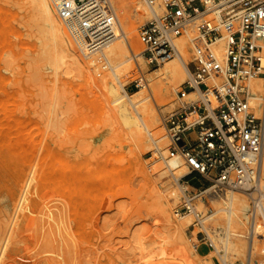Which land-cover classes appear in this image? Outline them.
I'll return each mask as SVG.
<instances>
[{"label": "rangeland", "instance_id": "rangeland-1", "mask_svg": "<svg viewBox=\"0 0 264 264\" xmlns=\"http://www.w3.org/2000/svg\"><path fill=\"white\" fill-rule=\"evenodd\" d=\"M130 1L131 10L141 5L146 11L143 1ZM148 20L141 16L131 19L136 34ZM60 30L74 46L62 25ZM188 31L184 35L186 39L196 35L195 26ZM142 49L141 45L136 52L138 57ZM53 56L50 36L35 11L34 0H0V221L7 227L9 219L17 216L21 223L15 227L18 243L21 242L15 245L18 251L10 255L8 245L5 252L8 255H4L2 262L180 264L170 259L171 247L151 207L152 182L156 181L158 171H164L163 164L156 162L152 148H134L111 114L108 115L111 105L107 106L110 103L107 84L118 87L119 81L131 95L141 89L134 81L139 73L131 70L126 72L128 76L124 73L115 80L96 59L91 63L90 59L83 58L86 68L79 72L53 62ZM163 65L150 67L144 62L145 77H152V71ZM181 85L175 93L170 92L166 101L159 98L152 102L159 119L150 130L152 137H166L162 119L180 107L176 93ZM167 146L168 142L164 156ZM184 172L182 176L187 174L186 168ZM167 176L168 173L156 187L161 193L174 187L178 193L176 201L166 200L173 222V211L184 203V197L193 198L199 217L210 215L217 204L223 203L225 192L211 194L210 190L206 191L208 183L195 175L179 182L173 179L177 187L170 175ZM178 185L184 189L183 194ZM233 191L242 194L249 205L245 194ZM18 197L28 200L16 212ZM185 212L188 211L182 210L180 214ZM36 223L40 224L39 228ZM204 226L223 237V223L217 216L205 220ZM200 227L192 215L184 229L189 249L195 244L201 258L212 254L210 261L206 259L203 264H222ZM258 243L264 245V240ZM29 250L34 254L28 253ZM235 264L240 263L235 261Z\"/></svg>", "mask_w": 264, "mask_h": 264}, {"label": "built area", "instance_id": "built-area-1", "mask_svg": "<svg viewBox=\"0 0 264 264\" xmlns=\"http://www.w3.org/2000/svg\"><path fill=\"white\" fill-rule=\"evenodd\" d=\"M142 1L152 12L137 32L147 66L179 58L177 40L191 26L196 29L189 40L188 77L176 93L180 107L162 119L167 155L156 153L155 160L169 168L168 160L176 157L187 168L178 182L195 175L208 183L211 194L225 189L245 194L253 225L256 219L264 227V195L256 184L264 122L248 108L247 93L238 84L243 78L264 80V0ZM49 2L82 58L92 59L114 41L116 17L107 0ZM221 38L225 54L219 60L212 44ZM216 77L225 81V89L213 84ZM189 93L197 99L185 102ZM192 114L197 119L189 124ZM182 210L189 211L185 202L176 208Z\"/></svg>", "mask_w": 264, "mask_h": 264}, {"label": "bare ground", "instance_id": "bare-ground-1", "mask_svg": "<svg viewBox=\"0 0 264 264\" xmlns=\"http://www.w3.org/2000/svg\"><path fill=\"white\" fill-rule=\"evenodd\" d=\"M108 3L111 6L112 10L115 11L114 13L116 17V27L114 26V30L116 37L114 41H112L110 44H108L102 49L100 54H97L92 59H90L91 63L94 62L95 59L98 62L101 61L103 63V66L109 72L108 74L111 73L115 80H117L118 76L123 75L124 73L126 74V72H129L131 70H137L135 72H138L139 75H137V77L133 79L134 81L136 80L139 83V87H141V89L132 93L131 95H128L124 91L123 85L119 81L118 87H115L112 83L107 84L106 90L110 98V103L109 105L107 104V106L111 105L112 107H109L111 109V111L109 110L111 113L108 114L106 111V115L111 114L110 117H112L113 122L116 123L120 131H122V133L125 135L127 141L130 142V144L134 148L138 149L142 146L146 149L152 148L151 151L153 154L157 153L163 156L164 153H166V145L168 142L166 137L159 136L154 138L152 137V133L150 132L152 127L159 122L158 111L154 110V108L152 107V102L154 103V101L158 100L159 98H164V100L166 101V99L170 95V92L175 93L176 87L185 82V79L188 77L187 65L190 62V57L188 56L190 50L187 53L186 48L187 46H189L190 39H186V36L180 37L177 40V48L180 54L179 58H173L165 62L160 69L152 71V77H145L144 72H146V70L144 67V60L142 59L141 55H139L138 57V53H136L140 51L141 44L137 38L136 30L133 23L131 22V19L138 18L140 16L145 19H150V17L152 16V12L148 10V7H145L147 11L146 12L144 9L141 8V5L136 7L135 10H131L130 0H108ZM34 4L35 11L37 12L44 29L49 34L51 39L52 50L54 54L52 61L65 64L66 66L73 68L79 72L83 71L86 68V64L82 61V56L80 54L78 55V52L74 48V46H72L69 40L65 37V35L61 33L60 29L62 24L49 0H34ZM138 13L140 14L138 15ZM212 51L219 60H222L225 54V40L223 38L217 39L212 44ZM213 84H215L220 89H225L226 87L225 81H223L220 77H216L213 81ZM238 84L243 89H245L247 93L246 99L248 108L253 112L256 118H262L264 122V80L257 77L243 78L238 82ZM194 96L196 97L195 93H189L185 95V98L189 99L188 102H192L197 99H193ZM196 119V115L192 114L188 116L187 121L190 124L193 123ZM254 158L256 159V157ZM156 162L158 163L159 161ZM167 165L169 166V168L163 166L165 172L162 170L158 171V177L156 178V181L152 182L153 197L151 200V207L153 209L157 224L162 228L165 241L171 247L170 259H173L174 262L177 261L180 264H203L204 261H207L206 259H209L210 261V257L212 254H208L206 257L201 258L196 253V250L194 248L195 244H191L190 250L187 241L184 237V229L190 223L193 215V217H196L198 219V222L201 225L202 230L206 235V238L209 240L213 250L216 252L222 264H235V261L239 262L240 264H264V245L258 243L259 241L264 240V236L263 238H261L260 235L261 233L264 234V227L256 219L255 224L253 225V220L250 219L249 216L250 207L246 198L242 194L235 193L233 189H225L223 191L225 192L224 199L222 201L223 203L217 204L214 208V211L211 212L210 215H205L201 217H199L196 208L193 206L192 199H187V197H184L185 200L183 201L188 206L189 211L183 214H179L175 208L172 215L175 218V221L173 222L170 219L166 209V200L171 199L173 201H176L178 198V193L174 187L172 188L173 190L171 189V191H168L166 187L168 188L169 185H166V191L164 189L163 191L165 192L161 193L162 191L158 190V188L156 187V183L160 184L161 182H159V180L167 173L168 176L170 175L172 180H178L179 177L185 174V167L179 162L176 157L173 159H169ZM257 165V173L259 177L257 181L258 183L256 182L258 186L257 190L259 191V193L264 195V181H262V179L264 178V135L261 142L260 151L258 153ZM154 167L155 169H157L156 166H153V168ZM26 182L28 183L29 180H27ZM177 184L178 183H176V187ZM27 185L28 184H26V186ZM178 188H180L179 190L181 194L185 192L182 187L179 186ZM209 190L211 189L208 188L206 191ZM23 198H19L18 204H15L17 205L16 212L20 210L21 204L23 202L26 203L25 201L28 200L25 199L24 201ZM5 200L6 199H4V201ZM20 201L22 202L20 203ZM5 207L6 206L4 205L3 208ZM45 211L47 212V210ZM16 212L14 206V213L16 214ZM24 214L22 215L23 218L25 216ZM212 216H217V218L222 221L223 228L221 232L223 233V237H219L217 234H215V232H212L206 226H204L205 220H209ZM28 219H30L29 215ZM9 222H6V225H9L10 227H6L3 226L5 222L2 223L0 221V264H7L5 261L2 262V259L4 258L8 245L11 246V248L9 247L8 249V253H10V255H14L13 253H15V251H18L17 247H15V245L19 241V237L17 236V229H15V227H18L19 225L17 216L12 220L9 219ZM29 226L31 225L29 224ZM39 226L37 228H39ZM4 227H6V230H4ZM46 227L44 228L43 226L44 229H46ZM35 230L36 229H33V232ZM35 232V235H37V230ZM21 233L22 232H20L19 235ZM44 233L42 234L44 235ZM36 237L37 236H35V239ZM21 239L22 238H20V240ZM192 241L196 242L195 239H192ZM34 243L36 244V242H33V244ZM30 252L33 253L34 251L29 250L28 253Z\"/></svg>", "mask_w": 264, "mask_h": 264}]
</instances>
